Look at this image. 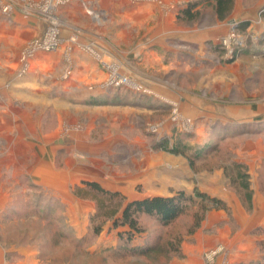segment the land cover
<instances>
[{"label": "rangeland", "instance_id": "1", "mask_svg": "<svg viewBox=\"0 0 264 264\" xmlns=\"http://www.w3.org/2000/svg\"><path fill=\"white\" fill-rule=\"evenodd\" d=\"M139 1L155 2L160 5L164 10L162 21L166 25L172 24L173 21L174 24L182 26L193 23V25L197 23L200 26H207L215 25L217 22L212 0H124L125 3ZM243 1L244 8L250 7L251 1ZM71 2V0H0V77L2 78L0 79V91H12L11 98L14 99L13 110L8 111V115L3 117L4 122L9 119L8 122L11 125L14 123V125L8 133L6 130L0 133V264H20L25 259L23 251L31 247L36 249L40 264H170L174 259L182 258V248L186 243L194 244L196 242V234L202 230L204 222L212 211L228 210L224 201L212 197L209 192H203L201 188L196 187L193 190H187L188 192L184 191L196 198L197 194H205L211 198L219 199L225 204V208H216L210 205L205 219L193 233L188 231L193 225V213L199 209V204H194L188 214L169 227L161 226L153 218L143 217L141 223L146 232L137 237L135 241L144 244L149 241H157V243L159 242V249L148 258H118L113 255L117 251L118 245L113 247L112 243L117 235L119 237V231L123 232L125 229H114L112 220L105 216H99L98 219L92 221V216L97 215L96 202L77 196L74 191L78 185H75L72 193L81 200L91 201L94 205V210L89 215L85 207L82 209V220L79 227L84 235L80 240L75 234V226L70 223V216L67 215L68 204L63 202V199L53 191L34 182L25 171L18 172L16 170L17 167L20 169L33 167L35 170L40 169L41 173L53 172L49 171L51 166L49 169L48 166L42 169L39 167L41 159H39L37 152L26 154V144V147H23L24 153L17 154L14 152L15 155L12 153L15 142L17 140L19 142L24 141L26 138L32 140L36 150L43 146L42 142L49 136L54 141L71 139L76 144L77 149L68 150L70 154L68 156L71 157L69 159H76L81 162L82 174L100 175V184L105 187L108 185L117 187L124 184L127 187H132L138 179L140 168H143L149 161H154L161 151L182 152L184 154L187 151L186 146L184 147L181 143L173 144V148H170L171 139L174 136L171 138L170 136L169 138L162 136L160 139L162 129L160 125L165 121V117L168 120L180 122V128H175L178 136L182 135V132L189 133L191 131L192 120L183 117L177 107L165 113L166 115L164 113L142 112L139 110V103H141L140 101L146 92H138L131 87L106 88L108 92L99 98H90L87 95L89 91H95L96 87L100 86L104 89V84L108 79V70L101 62L109 59V53L122 59L129 50L136 52L139 50L140 41L138 37L134 40V46L131 48L125 46L126 44L124 45L121 37L123 34L120 33L121 18L112 19L104 12H98L95 9L93 11L90 7L87 11L84 10L83 14L89 25L95 30L100 29V31L94 32L99 36L94 40L97 45H103V47L101 51H94L99 56L97 58L100 59V62L96 63L102 70L105 68L103 71L106 77L105 79L84 81L83 83H76L73 80L75 77V73L73 74L75 70L74 54L72 47H64L65 43L62 37L65 32L67 34L74 33V28L71 27L74 26L73 21L70 19H77V16L76 13H72L68 9ZM191 2L198 3L199 17L191 22L178 21L176 18L178 13ZM167 9L171 10L168 12L170 15H174L175 20L174 18H167V13H165ZM260 13L264 15V7ZM51 17L58 18L59 22L56 20L53 22ZM160 20L157 15L153 16L145 26L146 28L156 27ZM51 21L52 25L56 23L58 27L57 34L60 43L57 51L52 53L37 52L33 58L36 60L35 63L32 60L28 68L29 71L33 68L31 75L27 76L28 72L20 76L19 72L23 66L22 57L25 51L37 40L44 39L48 35L46 29L40 35V23H46V27L49 24L51 27ZM232 33L239 34V37L241 34L231 28L217 42H208L207 46L211 51L209 58L212 66H229L228 71L230 73H238L236 63L240 62V55L232 61L228 62L227 60L225 63L220 54L222 39ZM241 35L245 45L248 41L253 44L252 50L248 54H252V52L255 54L252 55L251 63L243 67H245V71L258 73L260 86L264 87V60L262 59L264 57V44H258L261 38L264 39V35L258 38L250 31ZM96 44L94 45L97 46ZM87 48L88 50L95 49L92 46ZM187 49H192V46ZM38 64L39 66H37ZM123 67V64H120L118 69L120 73L126 75ZM15 69L18 79L12 81L13 78L9 79L6 73L10 74ZM239 69L242 68L239 67ZM70 70L72 74L66 78V72ZM33 74L35 77L32 76ZM195 80L197 79L193 76L189 78L182 76L180 84L181 86L186 84V88H191ZM217 83L215 82L216 87L218 88L220 85L222 91L227 93L229 88L234 86H231L230 83L234 84L235 82L223 80L221 84ZM216 87L213 89L215 90ZM230 94L231 98H235L236 89L231 88ZM0 96L3 100L11 102V98L6 97L3 93ZM0 108L2 107L0 106ZM163 114L165 117L161 118L160 116ZM156 115H159L164 121H158L159 117L156 118ZM152 126H157V131L152 130ZM242 142V139L233 138L219 142L215 151L202 160L192 163L191 159L193 158L190 157L189 169L197 175L192 177V181L206 182L208 185V179L219 180L221 174L218 171L222 170L226 178L233 182L232 187L237 188V191L234 192L241 198L245 208L252 212L255 207L254 192L250 190L246 166L242 165V168L237 169L232 168L234 149L239 147ZM61 147H59L61 151H58L55 161L52 163L55 164L56 171L69 170V166L66 164L65 149ZM181 165L182 162L178 161V166L182 167ZM231 170H233V176L230 173ZM200 174H202V180L198 181ZM130 175L132 176L131 179H129ZM133 178L136 179L132 180ZM221 178L223 179V177ZM126 180L129 181V185ZM83 181L87 180L83 179ZM153 186L154 183L146 185L145 193H154L155 186ZM177 191L182 190L170 189L166 193L172 195ZM139 192L144 194L142 187L138 189L137 194ZM118 193L125 197L124 204L129 201L125 195L128 193ZM262 194L264 195L263 192ZM77 225L79 224L77 223ZM97 225H101L103 229L99 235H95ZM206 232L209 233L210 231ZM257 234L264 237V228H260ZM178 241H181L180 250L170 252L169 249L176 247ZM259 245L261 256L250 264H264V238ZM220 256L223 258L222 264H229V251L223 245L206 249L202 258L204 264H216Z\"/></svg>", "mask_w": 264, "mask_h": 264}, {"label": "crops", "instance_id": "2", "mask_svg": "<svg viewBox=\"0 0 264 264\" xmlns=\"http://www.w3.org/2000/svg\"><path fill=\"white\" fill-rule=\"evenodd\" d=\"M71 1L68 9L70 12L76 13L77 16V19H70L73 21L74 26L71 27L74 28V33L67 34L65 32L62 37L65 43L64 47H72L75 58V70L73 72L75 77L73 80L76 83L101 80L106 77L103 71L105 68L102 70L96 63L100 62V59L97 58L99 56L95 51H101L103 45L96 44L94 39L99 36L94 32H98L100 29L95 30L94 27L89 25L83 14L84 10L87 11L90 7L93 11L95 9L98 12H104L112 19L121 18L122 28L120 33L123 34L121 36L123 43L128 48L134 46V40L137 37L139 38L138 52L129 50L122 59L111 53L108 54L112 62L119 65L123 64L124 72L147 89L140 101L141 103H139V110L145 113L165 114L177 107L183 117L192 120L191 131L189 133L182 132V135L178 136L175 128H180V122L168 120L165 117L166 114L160 116L161 118L165 117V121L159 115H156V118L159 117L158 121H164L160 125L162 128L160 139H162V136H168V138L174 136L171 139L170 144L172 145L170 148H173V144L181 143L184 147L186 146L185 149L188 152L186 151L184 154L182 152L168 153L161 151L154 161H149L143 168H140L138 179L132 187H127L126 184L117 187L109 185L103 187L110 191L128 193L125 195L129 201L154 196H169L171 194L168 195L166 192L170 189L187 191L197 187L205 193L209 192L212 197L214 196L225 202L228 210L212 211L204 222L202 230L196 234V242L194 244L186 243L182 248V258L174 259L170 264H204L203 252L218 245L225 246L229 251V264H250L258 260L261 256L259 244L264 238L257 234L260 228H264V195L262 194V192L264 193V87L260 86V75L258 73L245 71V67H243L251 63L252 55H255L253 52L252 54L240 56V62L236 63L238 73H230L228 71L229 66L211 65V59L209 58L211 57V51L207 44L208 42H217L220 37L231 30L234 23L240 22H249L247 32L250 31L256 37L259 38L264 35V15L260 13L264 7V0H249L251 1L250 7L245 8L243 7V0H235L234 10L230 18L223 21L217 18L215 25L207 26H200L197 23L188 26L176 25L171 19L172 24H163L162 13L164 10L155 2L125 3L124 0ZM168 11L171 10L167 9L165 11L167 18L173 19L174 15H170ZM156 15L161 19L159 25L146 28L145 24L150 21L151 17ZM40 26L39 32L42 35L46 29V23H40ZM178 43H180L179 46H176ZM90 46L95 49L88 50L87 47ZM191 46L192 49H187ZM109 59L105 62H111ZM262 59L264 60V57ZM35 61L33 60V63ZM101 63H103V60ZM239 67L242 69H239ZM32 70L33 68L27 76L31 75ZM16 72L15 69L10 74H6L9 79L13 78L12 81H14L18 79ZM32 76L35 77V74ZM182 76L196 78L193 87L191 85V88H186V84L181 86ZM0 79L2 78L0 77ZM223 80L235 82L234 84L230 83L231 86H234L230 87L227 93L222 91L220 85L218 88L215 85V82L221 84ZM231 88H235L237 91L235 98L230 97ZM11 92L10 90H1L0 95L3 93L6 97L11 98ZM107 92L106 89L99 86L96 87L95 91H89L87 95L90 98H99ZM0 98V106L2 107L0 108V133L3 130L8 133L14 123L11 125L8 122L9 119L4 122L3 117L8 115V111L13 110L14 99L11 98V103L3 100L1 96ZM181 115L180 117H182ZM227 136V140L231 138L243 140L242 144L240 143L241 145L234 149L232 166L234 169L242 168V165L246 166L250 190L254 192L255 207L252 212L245 208L241 198L234 192L237 191V188L232 187L233 182L231 179L226 178L222 170L218 173L221 174L223 179L221 177L216 181L208 179L209 185L206 182L200 183L199 180H202V174L199 175V182H196L197 180L192 181V177L197 175L189 169L190 157L200 159ZM217 141L219 142L217 143ZM42 143L43 146L36 150L32 140L27 138L21 142L17 140L14 147H12V153L14 155L15 153H24L25 149L23 147L27 146L26 154L37 152L39 159H41L39 167L42 169L48 166L49 169L51 166L49 171L53 172L41 173L40 169L35 170L33 167L25 169L17 167L16 170L18 172L25 171L26 174L32 177L34 182L53 191L63 199V202L68 204L67 215L70 216V223L75 226V234L80 240L84 235L79 227L81 226L82 209L85 207L89 215L94 210V205L91 201L76 197L72 193L73 188L75 185H80L83 179L100 183V175L82 174L81 162L76 159H69L71 157L68 156L70 155L68 150L77 149L76 144L71 139L54 141L49 136ZM56 146H62L61 148L65 149L66 164L69 166V170H55V164L52 163L55 161L58 151H61ZM178 161L182 162V167L178 166ZM131 178L130 175L129 179ZM126 181L129 185V181ZM150 183H154V193L147 194L145 193L147 190L146 185ZM140 187L143 188L144 194L140 192L137 194ZM206 231L210 232L207 233ZM118 239V235L113 239V247L119 245ZM138 240L141 241V239ZM23 253L25 259L20 264H40L34 247L26 248ZM222 261L223 258L220 256L216 264H222Z\"/></svg>", "mask_w": 264, "mask_h": 264}, {"label": "trees", "instance_id": "3", "mask_svg": "<svg viewBox=\"0 0 264 264\" xmlns=\"http://www.w3.org/2000/svg\"><path fill=\"white\" fill-rule=\"evenodd\" d=\"M213 8L217 18L220 21L226 20L233 12L235 0H212ZM198 3L191 2L187 7L183 8L177 15L180 22H191L199 17ZM249 22L237 23L236 31L245 34L248 30ZM264 39L261 38L258 44H264ZM252 43L248 41L245 46H235L234 55L232 59H226L225 49L220 50L224 61L228 62L234 60L238 55L242 56L250 53L252 50ZM224 137L222 140L226 139ZM218 144L213 146L210 151H207L200 159H191L192 163L197 160H202L204 157L214 152ZM234 169V167L232 166ZM233 176V170H231ZM248 178V177H247ZM246 178V179H247ZM234 180V178H233ZM75 194L82 199L94 200L97 205V215H93L91 220L98 219L99 216L107 217L112 220V227L114 229L124 228L122 232L119 231V245L117 251L113 254L118 258L134 257V258H148L156 253L159 249V242L149 241L147 243L136 242L137 237L144 234L145 228L141 223L143 217H150L155 219L161 226L169 227L176 223L184 215L188 214L194 204H199V209L193 213V225L188 231L193 233L197 230L202 221L205 219L210 205L216 208L223 207L225 204L219 199L211 198L205 194H197V198L189 195L184 191H177L170 196H154L133 201H125V197L118 192H113L105 189L99 182L96 181H82V185L75 187ZM101 225L95 227V235L102 232ZM141 238V237H140ZM139 239V238H138ZM181 241L177 242V246L170 248V252L180 250ZM80 247V246H78Z\"/></svg>", "mask_w": 264, "mask_h": 264}, {"label": "built area", "instance_id": "4", "mask_svg": "<svg viewBox=\"0 0 264 264\" xmlns=\"http://www.w3.org/2000/svg\"><path fill=\"white\" fill-rule=\"evenodd\" d=\"M53 20H56L59 22L58 18L57 19L53 18L52 21ZM52 21L50 25L52 28L49 27V24L46 27V31H48V33L46 34L48 35H46L44 39L37 40L36 43H34L31 47H29L23 54V57H22L23 66H22L21 71L19 72L20 76H23L29 72V69H28L29 65L32 62L37 52L46 51L47 53H52L54 51H57L59 47V43H60V40L57 34L58 27L56 26V23H53L54 25H52ZM236 26H237V23H234L232 25V28L236 30L235 29ZM241 36H242L241 34L239 37V34L235 35L234 33H232L228 37H225L222 39V43H220V45L222 49L226 50L225 58L226 56L227 58L233 57L235 46H245L244 38L241 39ZM103 66L106 68V70H108V79L106 80L104 84V89L111 88V87L112 88L131 87L137 90L138 92H147L145 87L137 83L130 75H127V74L123 75L122 73H120L118 69L119 64H115L114 62L111 61V62H103ZM66 73H67L66 78L72 74L71 70ZM151 129L154 131H157V126H152Z\"/></svg>", "mask_w": 264, "mask_h": 264}]
</instances>
